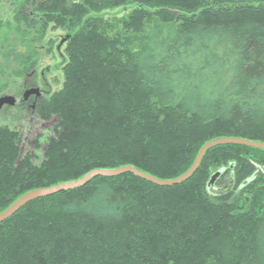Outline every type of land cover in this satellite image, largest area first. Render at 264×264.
<instances>
[{"label":"trees","instance_id":"trees-1","mask_svg":"<svg viewBox=\"0 0 264 264\" xmlns=\"http://www.w3.org/2000/svg\"><path fill=\"white\" fill-rule=\"evenodd\" d=\"M7 1L27 43L4 56L14 78L37 73L34 46L50 32L66 38L61 88L38 111L59 120L55 136L31 143L43 160L22 157L21 133L0 125V214L93 171L169 181L212 141L264 144V0ZM0 264H264V150L210 149L174 187L97 177L29 203L0 225Z\"/></svg>","mask_w":264,"mask_h":264},{"label":"rangeland","instance_id":"rangeland-1","mask_svg":"<svg viewBox=\"0 0 264 264\" xmlns=\"http://www.w3.org/2000/svg\"><path fill=\"white\" fill-rule=\"evenodd\" d=\"M17 8L19 9L21 7L16 5L14 2L0 0V44H2V46L0 45V88L5 86L7 88V90L0 94V98L3 96L21 94L24 82L28 81V84L30 85L35 79L33 72L24 73V76L20 79L14 78L12 75L13 72L19 68L18 64H16V61L12 58L9 60L4 59L6 53L13 52V48H15L18 52L26 49L25 45L27 43H25L20 37L18 24L15 21L14 12ZM22 8L25 9L24 7ZM132 9L133 7L128 6L107 11L104 13L106 17L105 19L109 22H112L113 19L121 20L125 18ZM65 38L66 35L64 33L50 32L47 35L43 46H34L36 49L40 50L39 67L37 69L39 80L37 86L41 88L42 92L48 91L50 93H54L61 88L63 81L61 69L63 62H65L63 51L64 47L63 45L61 46V41L63 42ZM50 40L56 42L54 47L55 51L60 48V51H57V53H54L52 56L47 55L44 52V50L48 49V46L41 53V48L48 45ZM42 75H44L43 79H41ZM18 105L20 104L17 102L15 107L6 106L0 111V125L8 126L20 132L22 138V157L27 153L32 152V154L37 157L34 162L39 164L43 160L46 147L44 146L40 152L36 153L34 150L32 151L31 143L40 137H47V139L54 137L55 135H53L54 133L52 132V129L57 126L59 120L54 118L52 121L44 123L37 117L30 115V113L22 112L21 109L18 108ZM31 119H34V121L31 122ZM43 143H45V140H43ZM223 181L222 186L224 188L226 187L227 179H223ZM215 183L216 182H214V184ZM219 189L220 187H217L218 192L220 190L225 191V189ZM226 190L229 191V189Z\"/></svg>","mask_w":264,"mask_h":264},{"label":"water","instance_id":"water-1","mask_svg":"<svg viewBox=\"0 0 264 264\" xmlns=\"http://www.w3.org/2000/svg\"><path fill=\"white\" fill-rule=\"evenodd\" d=\"M32 93H38V90H33ZM15 98L12 96H3L0 98V111L5 107H13L15 105ZM221 145H235V146H245L249 148H255V149H261L264 150V144L257 143V142H249L245 140L240 139H220L212 141L208 144H206L198 153L195 162L191 169L185 173L183 176H181L178 179L175 180H169V181H161L158 179H155L147 174H144L138 170H136L133 167H123L117 170H98L93 171L89 174H87L82 179L61 184L52 188L48 189H41V190H35L32 192L27 193L26 195L22 196L19 200H17L12 206H10L6 211L0 214V225L3 224L5 221H7L9 218L14 216L16 213H18L23 207H25L27 204L32 203L36 200L47 198L50 196H53L58 193L66 192V191H73V190H79L86 185H88L94 178L97 177H118L125 174H133L134 176L148 181L152 184H155L157 186L161 187H174L178 186L180 184H183L184 182L188 181L198 170L200 163L205 156V154L215 147L221 146ZM221 175V172H218L216 175H214L211 179L210 184H214L215 180Z\"/></svg>","mask_w":264,"mask_h":264},{"label":"flooded vegetation","instance_id":"flooded-vegetation-1","mask_svg":"<svg viewBox=\"0 0 264 264\" xmlns=\"http://www.w3.org/2000/svg\"><path fill=\"white\" fill-rule=\"evenodd\" d=\"M33 73L35 79L32 81V83L29 85L28 81H25L21 90L22 93L19 95L12 96L16 100L15 105L13 107H15L18 102L20 104L18 105V108H20L22 112L30 113V115H33L38 118L39 109L45 104L46 100L50 97L51 93L48 91L42 92L41 88L37 86L39 77L36 72ZM43 78L44 75H42L41 79ZM33 90H38V93H32ZM33 120L34 119H31V122Z\"/></svg>","mask_w":264,"mask_h":264}]
</instances>
